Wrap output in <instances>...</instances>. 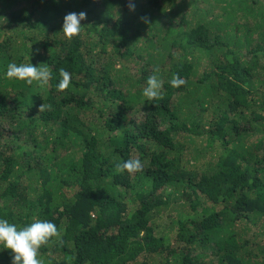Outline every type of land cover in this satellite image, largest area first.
I'll return each mask as SVG.
<instances>
[{
	"label": "trees",
	"instance_id": "1",
	"mask_svg": "<svg viewBox=\"0 0 264 264\" xmlns=\"http://www.w3.org/2000/svg\"><path fill=\"white\" fill-rule=\"evenodd\" d=\"M0 219L41 264H264V0H0Z\"/></svg>",
	"mask_w": 264,
	"mask_h": 264
},
{
	"label": "clouds",
	"instance_id": "2",
	"mask_svg": "<svg viewBox=\"0 0 264 264\" xmlns=\"http://www.w3.org/2000/svg\"><path fill=\"white\" fill-rule=\"evenodd\" d=\"M134 10V4L130 5ZM86 18V13H69L64 17L61 32L68 38L72 39L79 35L81 31V21ZM9 79H17L32 84L34 81L40 84H47L50 73L46 69L39 66L29 64L10 63L5 73ZM62 79L58 84L59 90L63 91L69 86L71 76L67 71L60 73ZM147 87L143 91V95L148 102L154 101L160 97L162 82L154 74L147 78ZM172 87H180L184 81L174 75L170 81ZM43 107V106H42ZM41 107V108H42ZM119 171H127L129 174L143 170V164L139 159H129L122 164H118ZM59 232L57 226L47 220H37L31 224L19 228L8 220L0 219V246L4 250L10 251V264H41L37 258L39 250L42 246L47 245L49 241L56 237Z\"/></svg>",
	"mask_w": 264,
	"mask_h": 264
},
{
	"label": "rangeland",
	"instance_id": "3",
	"mask_svg": "<svg viewBox=\"0 0 264 264\" xmlns=\"http://www.w3.org/2000/svg\"><path fill=\"white\" fill-rule=\"evenodd\" d=\"M247 61H249V60H247ZM213 163V162H212ZM167 224V223H166Z\"/></svg>",
	"mask_w": 264,
	"mask_h": 264
}]
</instances>
